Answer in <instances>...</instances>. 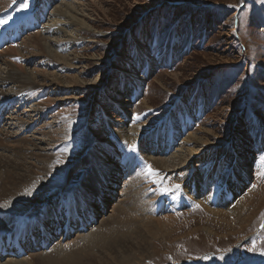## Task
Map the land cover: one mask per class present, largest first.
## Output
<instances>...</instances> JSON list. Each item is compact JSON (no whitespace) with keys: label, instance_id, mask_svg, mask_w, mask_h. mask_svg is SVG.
<instances>
[{"label":"rangeland","instance_id":"rangeland-1","mask_svg":"<svg viewBox=\"0 0 264 264\" xmlns=\"http://www.w3.org/2000/svg\"><path fill=\"white\" fill-rule=\"evenodd\" d=\"M66 3L75 6L78 18L89 28L73 35L77 40L82 39L80 42L58 38L60 44L54 45V53L67 57V61L61 63L47 56L27 57L22 51V40L39 30L29 32L19 43L0 50L1 63V59L8 56L5 52L19 45L21 54L15 60L16 65L25 72L37 69L54 73L61 85L49 83L53 79L50 77L47 81L50 85L43 91L39 88L40 91L29 92L31 96L17 91L14 98L10 96L11 99L3 103L11 102L7 106L13 107L3 116L5 121L0 126V140L4 139V134L8 135L4 139L8 145L0 147V165L22 161L12 151L17 140L27 141V154L33 151L47 158L42 164L24 159L25 163L43 168L40 167L38 175L31 174L30 181L12 190L6 200H0V228L9 226L8 218L14 222L25 212L37 209V205L42 206L41 202L61 189L71 190L82 183L85 189H91L92 184L93 189L98 180L96 172L103 179L100 171L107 170L106 164L112 162L116 172L125 175L121 180L116 174L114 179L113 172H109L114 183L107 188L113 187V190H108L109 196V192L105 194V206L100 205L96 222L84 235L98 227L100 220L111 217L113 207L120 204L119 193L123 194L125 189L126 175L133 178L139 175V191L150 197L152 207L156 201H161L153 209L154 218L168 212L175 217L162 233L145 237L147 253L126 259L123 264H264V175H261L264 173V0H15L0 12V31L8 24L17 25L26 17L36 16L42 5L54 9ZM49 16L42 22L43 27L52 25L53 18ZM129 70L143 76L137 93L133 86L136 98L130 87L134 81L124 73ZM69 77H76L77 83H72ZM11 87H1L0 83V91L10 92ZM26 96L30 103L23 100ZM44 100L50 101L48 108L38 110L43 111L42 114H33L38 121L31 124L26 121V126L19 130V124L13 119L18 115L23 120L33 118L31 107ZM120 102L127 105L125 115L118 109ZM175 118L183 122L185 134L182 130V134L172 136L179 123H175ZM190 118L194 119L192 126L188 124ZM116 121H121L128 131L132 126L142 127L141 142L133 144L135 150L130 148L131 143L122 145L118 143L120 139L114 137ZM39 128L41 132L37 131ZM50 130L53 141L43 136ZM198 130L208 133L202 137L208 141L205 142L208 144L206 152H200L203 160L192 158L179 172L148 166L152 159H170L185 137ZM95 131L101 132L103 138L91 147ZM171 136L172 141H176L168 148ZM196 136L201 137V134L198 132ZM106 138L110 143H104ZM31 142L38 146L36 150L29 145ZM8 146L14 148L8 150ZM232 146L238 151L237 155L233 153V158L243 157L241 169L231 161L229 149ZM119 147L124 156L116 149ZM103 148L113 150L109 153L115 154L120 163L117 164L108 151L101 157L99 153ZM81 160L84 164L77 167ZM46 166L51 170L48 173L44 172ZM150 170L157 175H150ZM242 171L243 174L246 171V175L240 176ZM107 174H103L106 180ZM14 177L18 176L14 174ZM206 179L214 188L201 193L210 194L212 202L224 201L212 206L213 209L226 211L241 206L238 221L234 222L233 218L221 221L208 211L211 208L208 200L202 203L189 192L196 186L194 192L200 193L198 184L209 187ZM98 184L99 181L94 188ZM225 193L232 196L230 202ZM28 197L38 201L31 209L22 211L23 205L31 203ZM169 198L176 200L173 208ZM180 202L184 208L178 210ZM161 209L162 213L155 216ZM119 232L127 235L128 229L120 228ZM80 235L74 234L66 242H75ZM121 239L116 247L111 246L113 250L105 249L100 251L102 254L98 248L86 249L95 259L85 258L82 251H76L73 242H69L66 249H55L66 243L58 242L47 253L34 251L20 258H1L0 264H98L94 261L98 258L102 264H113L109 259L114 255L111 251L118 255L117 250H126L128 246L124 243L126 239ZM120 254V258L128 257L126 253Z\"/></svg>","mask_w":264,"mask_h":264},{"label":"bare ground","instance_id":"bare-ground-1","mask_svg":"<svg viewBox=\"0 0 264 264\" xmlns=\"http://www.w3.org/2000/svg\"><path fill=\"white\" fill-rule=\"evenodd\" d=\"M12 1H15V0H0V12L4 11L9 6V4ZM50 3H52V1ZM52 8L53 7L49 6V8L47 10L48 11L47 12V16H49V12L51 11L49 18L50 17L53 18L52 25L50 27L48 25L45 26V27H42L41 30L38 29L39 31L36 32V34L29 35V37H27L26 39L22 40V46H23V48H22L23 50L22 51L27 55V57L28 56L29 57L30 56H33V57L34 56H43V57L47 56V57L54 58L55 61H58V62L62 63V61L63 62L67 61V57L59 56L58 54H55L54 50H53L54 45H59L60 44L59 42H57V41H59L58 38L61 36L63 38H66L65 39L66 41H68V40L75 41L76 40V41L80 42L82 39H78L77 40V38H75L73 35L75 34V32H80V31L84 32V31H87L89 28L85 24V22H83L82 20H80V18H78V16H80V15L78 14L75 6H73L72 3H70V4L66 3V4H62L59 7H56L54 9H52ZM40 9L43 11L44 6L42 5L40 7ZM5 29H6V27H5ZM3 31L4 30H1L0 33H2ZM8 45H10V44H8ZM8 45H6L4 48H6ZM18 46L19 45H17V48H13V49L7 50L6 52L4 51L5 52L4 55L8 54V56L7 55L4 56L1 59V63H0V83H1V87H4L6 85L12 86L11 87L12 90L10 92L0 91V99H4L5 98L3 101L0 102V117L2 119L1 124H3L4 121H5L4 117H3L6 114V112H7V110H5V109L6 108H9V109L12 108V107H9L11 105V102H9L10 104L6 103V105H4L3 103H5L6 101L8 102V100L11 99L10 96H12V98H14L15 95L17 94L16 93L17 91L20 94L23 93L22 95H24V93L30 94L29 92H33L34 93V90H38L39 88H43L42 89V91H43L44 89L48 88V85H50L47 82V81L50 80V77H52L53 79L50 80L49 83H51V84H53L55 86L61 87L59 79H57V75H55L54 73H46V71H37V69L36 70H30L29 72H25L20 66H18L19 64L16 65L15 60L18 57V55L21 54L20 53V48ZM30 50H33L35 52H33V51L29 52ZM64 51H65V49H64ZM18 61H19V59H18ZM58 62H56V63H58ZM69 67H70V65H69ZM15 68H16V70H15ZM61 69L62 68H60V70ZM16 71L18 72V74L16 73ZM124 73L129 78L133 79V81H134V83H133L134 85L133 86L137 90L138 87H139L140 82L143 81V79H142L143 76L140 77V75H136L135 72H132L131 70H129L127 72H124ZM69 78H70V81L72 83H75V84L77 83L76 77H69ZM38 91H40V90H38ZM8 93H10V94H8ZM31 95H32V93L30 94V96ZM134 95H136V94H134ZM18 98H19V95H18ZM18 98H16V99H18ZM28 98H29V96L27 98H23V100H26V104L30 103V99H28ZM33 99L34 98L32 97V100H31L32 102L34 101ZM18 100H19V102L22 101V99H18ZM49 102L50 101H48V100L47 101L44 100V102L41 101L39 103L36 102V104H33V106L31 107V110H30V113L32 114L31 116L33 117L34 116L33 115L34 112H38V110H44L45 111L48 108L47 104ZM125 104L126 103H124V102L118 103V105L121 106L118 109H120L121 112H123L124 115L126 113H128V112H126V106L127 105H125ZM7 105H9V106H7ZM1 109H4V110H1ZM42 112L40 111L41 114H42ZM23 113H25V112H23ZM35 117L36 116H34L33 118L27 117L26 120L25 119L23 120V117L18 115V116H16L15 119H13V121L14 120L17 121V123L19 124L18 128L20 130L21 128L24 127V125H25L24 123L26 121H28V122L30 121L29 122L30 124L35 122V121H38L37 118H36L37 120H35ZM179 120H180V118L178 119V121ZM193 121H194V119L190 118L188 124H190L192 126L193 125L192 123H194ZM116 123H118V124L117 125H113V126L116 127V129H115L116 131H114V132H116V133H114V135H115L114 137H117L118 139H120V140H118L119 141L118 143H122V145H126V144L131 143L133 145V144L141 142V139H142V137H141L142 134H141V131H140L142 129L141 126H132V130L128 131L127 129L124 128V126H123L121 121H116ZM1 124H0V126H1ZM28 126H29V124H28ZM176 126H177L176 130L174 132H172V136H173V134H182V130H184V134H185V129H184L185 126H184L182 121H180L178 124H176ZM26 129H28V128H26ZM42 129H44V128H42ZM40 130H41V128H39L37 131H40ZM198 132H199V134H201V137H197L196 136V134ZM35 133L38 134V132H35ZM0 134H1V131H0ZM207 134H208L207 131H201V130H198L196 133H189L185 137V139L182 141V143H181L180 147L177 149V151H175L173 153V155H172V157L170 159H152V160L148 159L149 160L148 161L149 162L148 166L149 167L152 166L155 170H164V171L171 170V171H168V172H173V171L177 170L179 172L180 170H183L182 168L185 167L186 164L188 165V163L190 162V160L192 158L200 157L201 160H203L204 156H202V155H203V153L206 152V148L208 146V144H206L205 142H208V141L207 140H203L202 137L204 135H207ZM3 136H4L3 137L4 139L6 137H8L7 134H4ZM43 136H45L47 138V140H49V141H51L50 140L51 138H52V141L54 140V136H53L52 130H50L48 133H46V135H43ZM102 136H103V134L101 132H96L95 131V133H93L92 137H91V144H90L91 147H93L94 143L98 142L99 139H102L103 138ZM172 136H171V138H172ZM16 137H17V134L15 135V138ZM3 140H0V147L8 145L7 143L5 144V140L4 141ZM174 141H176V140L174 139L173 142ZM115 142H117V141H115ZM104 143H110V142L106 138V140L104 139ZM236 143L237 142H235V144ZM29 145H32L33 149L38 147V146H35L34 144H32V142ZM14 146H15V148L12 147V146H8V150H12V148H14L12 151L15 152V154H13V155H15V157H17L19 159L22 158V159H20L22 161L21 162H16L14 164H8V163L5 164L4 163L2 166L0 165L1 166L0 167L1 168V171H0V184L2 185V187L0 188V189H2L1 192H0V200H3V201L6 200L5 197L12 195V194H9V193H11L12 190L17 189L18 186L28 182V180L30 181V177H32L31 174L33 176L34 175H38V173L41 171V168H43L41 166H40L41 167L40 168L39 166L36 167V166H34L32 164L30 165L29 163H25L26 161L24 162V159L32 161V162H34V164L35 163L42 164L44 162V160H46V158H47L45 155H42V153L39 154V153H35L33 151H32L33 153L30 152L29 154H27V148H26L27 141H25V140H21V141L17 140L15 142ZM234 146H232L229 149V153L231 154L230 158L232 159L231 160L232 162L237 163V164H235V167H237V168L239 167V169H241V167L243 168V166H244V164H243V162L241 160V159H243V157L240 155L239 157H234L233 158V155H234L233 153H235L236 155L238 154L237 153L238 151L236 150V147H234ZM36 149H34V150H36ZM105 149L103 148V151H101L99 153V155L101 157H104L107 154L106 153L107 151H108V153L109 152H113V150L105 151ZM116 149H118V148H116ZM14 150H16V151H14ZM201 151H203V153L200 155ZM24 152H26V153H24ZM118 153H119V151H118ZM107 160H108V158L105 159V161H107ZM122 160L124 162V159H122ZM126 162H128V161H126ZM122 163H121V165H122ZM44 164L42 166H44ZM83 164H84V161L81 160V161L77 162L76 166L79 167V166H82ZM112 165H113L112 162H108L106 164L107 170H105V168H104L105 171L104 170L100 171V174H101L100 176H102L103 179L99 178V174H98V172H96V174H97L96 177H97L98 180H95V183L93 184V189H92V184L91 183H90L91 184V189L86 188L87 191H90L89 194L91 196H93V197L99 198V200H101V204L104 205V206H105L104 198L109 196L111 194L110 192L113 190L112 189L113 187H110L109 189L107 187L109 186V184L112 185L114 183L113 180L116 177L115 176L116 175L115 172L117 170H116L115 166H112ZM5 167H6V169H4ZM137 167H138V165H137ZM10 169H11V171H9ZM45 169H46V171H44V172H46V173L51 171V170H49V168L47 166H46ZM130 170L131 169H129V171ZM129 171H127V172H129ZM105 172L108 173L107 174V176L109 177L108 180H106L105 177H103V174H105ZM109 172H110V174H111V172L114 173V174L113 173L111 174V175H114V179L112 178V181L110 179ZM14 174L16 176H18V177H16L17 179L14 177ZM242 174H243V171L241 172L240 176H242ZM244 174L246 175V171L244 172ZM132 176L133 175H126L127 181H125V183H123L125 185V189L123 191V194H122V192H120L121 194L119 193V195L122 196V198H121L122 200L121 199L118 200L120 202V204L116 205L117 207H113V211H111L112 212L111 213V217L107 216V218L100 220L101 221L100 225L98 227L94 228L95 230L93 229L92 232L87 233L86 235H84L82 233L80 235V237L75 239L76 240L75 242L73 240L72 241L70 240V241L66 242V240H68V238H66V240L64 241L66 243L63 245V247H57L55 249H58V248L66 249L67 246L70 245V244L68 245V243L69 242L70 243L73 242L76 251H78V252L82 251V253L86 255L85 258H89V257L94 258L92 254H88V251H86V249L87 250H89V249L91 250L92 248L93 249L98 248L99 249V253L102 254V252H100V251H106L105 249L113 250L111 248V246L113 247L115 245L114 247H116L120 241H123L121 239V237H122L123 239H126V241H124V243L128 244V246H127L126 250L125 249H123V251L117 250L118 253H119L118 255H117V253L111 251V253H114V255H110L111 257H109V259L112 262L114 261L113 264H123V263H125L126 259H131V258H134L136 256H140V255L143 256L145 253H147L148 252V248L146 247V244H145L147 238L148 237H150V238L154 237L160 232L162 233L168 226H170L173 223L175 217L170 215L169 214L170 212H168V213L164 214L165 216H161L160 218H154L153 209H154V207H155V205L157 203L161 204V201L160 202L156 201L155 205L152 207L151 206V202L148 201V199L150 197L146 196V193L142 194L139 191L140 186H139V182H137L139 175L136 178L135 177L133 178ZM240 176H237V177H240ZM131 178H133V179H131ZM128 180H129V182H128ZM199 180H200V178H199ZM235 180H236V178H235ZM18 181H20V182H18ZM21 181H22V183H21ZM97 181H99V184H98V186L96 188H94V186L96 185ZM206 182H207V184H209L210 180L206 179ZM210 184H209V187H207V188H206V186L204 187L203 185L198 184L197 188H198L200 193L193 192L192 195L195 194L194 197L195 196L199 197L200 198L199 200H201V202L203 200L206 203L207 200H208V203L211 204L210 205L211 208L208 209V211L211 212L212 214H214V216L220 218L221 221L227 222L230 218H233L234 222L238 221L239 220V216H241V214H242L241 206H236L235 208H230L229 210H226V211L221 210V209H213L212 206L223 204L224 201L222 202V200H220L218 202H212L211 201V196H209L210 194L207 195L204 192L201 193L202 191H204L206 189H210L212 187L214 188V184L213 183H212V185H210ZM81 185L85 188L84 183H82ZM28 186H30V184ZM6 187H7V189H5ZM9 188H12V189L8 190ZM26 188L28 189V187H26ZM75 191L76 190H74V188L71 189V190H68V192H75ZM108 192H109V194H107V196H105V194L108 193ZM189 192L191 193V191H189ZM20 194H21V191H20ZM192 195H190V198H193V197H191ZM225 198H224V200H226ZM29 199H31V198H29ZM23 200H25V199L23 198ZM169 200L171 201V203H173V204H171L172 208H173L175 206L174 202L176 200L174 201V199H172V198H169ZM37 201H38L37 199H33V201L31 199V201H30L31 203L29 202L30 204H27L28 203L27 202L26 203L27 205L26 204L23 205L25 207L23 208L22 211H26V210L31 209L32 206L35 203H37ZM46 202H47V200H46ZM46 202L44 201V203H46ZM16 203H18V202H16ZM44 203H42V204H44ZM88 204L89 205L91 204V206L93 207L95 213L101 212L100 211L101 207L99 206V204L96 201L93 202V199H91V201H89ZM157 206H160V205L158 204ZM36 207H37V210H41L44 206H38L37 205ZM65 207H67L66 203H65ZM168 210L171 211V207ZM6 222H7L8 225H12L13 224V220L11 219V217L8 218L6 220ZM133 224H136V226L133 227V228H130V226H132ZM120 228H127L128 229L127 235L120 234V232H119ZM155 233H157V234H155ZM146 236H147V238L145 239ZM63 243H61V244H63ZM72 246H73V244H72ZM119 249H120V247H119ZM71 252L73 253V251H71ZM120 253H126L128 257L123 256L122 258H120V256H121ZM74 254H73V256H75ZM105 255L107 256V254H105ZM8 258H10V257H8ZM73 260H75V259H73ZM89 260H90V258H89ZM94 261L96 263H98V264H102L101 258H98V259H96Z\"/></svg>","mask_w":264,"mask_h":264},{"label":"snow or ice","instance_id":"snow-or-ice-1","mask_svg":"<svg viewBox=\"0 0 264 264\" xmlns=\"http://www.w3.org/2000/svg\"><path fill=\"white\" fill-rule=\"evenodd\" d=\"M130 148H131L132 150H135V145H131ZM149 174H150V175H157V173H155L154 171H151V170L149 171ZM261 175H264V173H261ZM175 187H176V188H179V185H176ZM165 191H167V189H165ZM251 250H255V249H251Z\"/></svg>","mask_w":264,"mask_h":264}]
</instances>
